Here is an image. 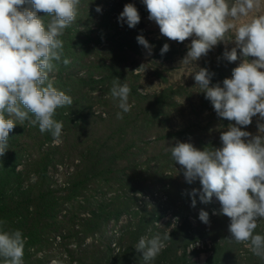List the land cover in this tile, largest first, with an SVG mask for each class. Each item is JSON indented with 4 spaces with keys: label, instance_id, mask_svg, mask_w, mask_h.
<instances>
[{
    "label": "clouds",
    "instance_id": "1",
    "mask_svg": "<svg viewBox=\"0 0 264 264\" xmlns=\"http://www.w3.org/2000/svg\"><path fill=\"white\" fill-rule=\"evenodd\" d=\"M148 19L159 27L162 36L176 42L192 38L181 64H191L206 56L219 43L226 42V34L234 31L235 47L225 50L229 62L243 57L232 70V77L211 85L214 73L199 68L193 79L205 93L217 116L230 122L220 135L222 147L196 148L192 143L177 141L167 150L172 160L181 166L187 183L199 180L202 188L192 189L191 206L196 205V194L202 203L215 196L219 213L228 217L230 240L243 244L253 255L264 261V235L255 233L259 222H264V123H258V134L253 136L242 127L259 116L264 121V15L236 23L259 6L260 0H143ZM80 0H0V157L8 150L9 133L17 125L30 119L43 134L48 132L55 142L62 135L63 122L54 119L56 110L71 106L73 99L54 86L50 74L62 63L63 41L60 37L77 18ZM97 12L101 11L98 6ZM39 13L50 17L45 22ZM120 21L134 28L141 20L134 4H125ZM137 41L150 49L143 35ZM169 50L166 43L161 55ZM252 57L254 59L249 60ZM131 89L115 78L110 95L118 101L122 113L130 112ZM15 117V120L13 119ZM213 214H216L215 212ZM201 222L209 223L208 212H199ZM0 221V264H23L26 238L20 230L6 231ZM169 234L151 238L142 236L135 248L142 253L145 264L166 248ZM52 264H58L53 261Z\"/></svg>",
    "mask_w": 264,
    "mask_h": 264
},
{
    "label": "rangeland",
    "instance_id": "2",
    "mask_svg": "<svg viewBox=\"0 0 264 264\" xmlns=\"http://www.w3.org/2000/svg\"><path fill=\"white\" fill-rule=\"evenodd\" d=\"M233 2L234 0H229L230 4ZM138 13L141 17L139 23L143 25L146 36L154 40V46H151L150 49L139 44L138 55L135 56V61L132 63L135 68H133L132 75L126 77V81L131 87H135L137 94L147 98L133 100L129 97V103L133 104L132 108L135 109L140 120L133 127L131 121L134 117L128 118L130 126L127 129L124 127L120 135L110 134L111 129L116 130L125 123L118 119L111 126L102 123L89 125L92 123L85 119L86 123H82L83 128L73 130L63 128L58 143L53 139L51 143L42 148V153L47 152L50 157L49 163L51 164L47 168L49 184L57 191L58 213L55 220L45 228V222L42 219L38 221L31 214V208H29L31 204L26 201L22 203L19 210L13 212L11 209H7L8 213L0 216V219L5 221L3 230H20L12 227L11 221H13V216L17 219L21 218L22 235L29 234V231L32 230L33 234H37L36 240L39 241L24 249V257L27 258L29 264H52L54 260L58 261V264H68L71 258L68 251H72L78 242L83 245L90 241V237L87 236L90 234L79 228V219L87 217L89 210H95L100 205L110 207L111 201L115 207L117 205L121 207V204L128 203V197L133 194L137 198L136 206L128 209V213L133 214V212L143 210V214L148 220H152L154 227L166 232L182 222L185 217L186 203L190 204L193 210L186 216L189 230H199L205 233L202 237L194 238L185 248L187 254L197 251V254L191 258L194 264H204L205 260L213 253L215 245H226V257L236 258L240 264H264L260 258L259 260L253 259L252 262L249 261L248 253L250 251L243 244H237L230 240L231 233L228 231L230 220L225 221L224 225L222 224L223 227L220 226L221 229L214 228V218L220 210L219 201L215 196L212 197L210 204H203L200 201V204L195 207L191 206L192 196L190 193L192 189L199 190L202 186L199 180L191 184L186 182L183 169L174 161L171 162V154L167 150L177 141L192 143L201 150L205 147H222L220 135L227 130L230 123L234 122L217 116L211 102L205 98V93L196 86L193 74L199 68H207L209 72L214 73L210 86L217 83L222 86L225 78L232 77V70L239 66L243 59L240 57L239 49L237 50L238 59L235 62H229L223 56L226 49L230 51L235 47V43L231 41L234 39V31L230 30L226 34L227 43H219L206 56L194 63L181 64L192 38L182 43L169 40L161 35L155 22L148 19V12L138 11ZM256 15H264V0H260L259 6L254 8L248 17H242L236 23L250 20ZM158 41L167 42L170 46L163 55H161V50L157 49ZM149 45L151 44L149 43ZM170 50L172 53L169 54ZM127 56L128 54L125 53L126 62H129ZM248 59L254 58L249 57ZM84 89L74 86L70 95L76 98L81 97L79 103L85 104L87 108H90V111L97 114L110 109L119 110L118 101L111 95L98 91L87 92ZM162 92L164 93L163 97H159V99H163L161 104L151 105L154 101L148 100V98ZM71 111L73 113L74 110ZM13 119L15 120V117ZM30 119L29 116V119L23 122L16 120L17 125L9 133L8 150L3 157H0V161L9 157L14 151L18 153L25 151V155L28 153V145L38 137L34 130L27 131ZM258 123H264V121H261L257 115L252 118V123L242 127V130L255 136L258 134ZM178 131H182L181 136L167 137V134ZM139 136L145 140H151L154 146L140 145L135 148L136 151L121 154V150L129 143V139ZM98 150L102 152L96 159L98 167L94 175H98V173L100 175L86 180L83 171L80 170L82 168L80 160L84 159L88 152L90 158L94 159ZM120 156L121 158H118ZM33 158L37 160L36 152H33ZM26 159V156H23L21 163L24 164ZM103 166H105L104 173H101ZM34 167L36 168V164ZM17 170L22 174L19 179V184L22 187L32 183L33 175L30 167L24 169L23 165H20ZM158 175L163 178L162 184L157 181ZM67 181L71 189L69 191L75 197L72 205L59 198L60 195H66L61 188L68 186ZM171 181L176 182L172 188L169 184ZM182 188H186V190H182ZM181 190L183 193L187 191L188 200L180 199L178 193ZM34 191L36 192L37 189ZM2 194L4 193L0 191V196ZM173 197L179 199L174 200ZM196 197L199 198V192ZM66 208L70 210L64 215ZM201 210L208 212V224L199 219ZM214 212L216 214H213ZM129 215L131 217V214ZM129 215L125 213L118 221H110L101 229L100 234L110 237L112 243H115V239L112 237L116 236L119 228L128 221ZM134 218L137 219V217ZM257 229H264V222H259ZM47 237L49 238L48 243H42L41 240Z\"/></svg>",
    "mask_w": 264,
    "mask_h": 264
},
{
    "label": "trees",
    "instance_id": "3",
    "mask_svg": "<svg viewBox=\"0 0 264 264\" xmlns=\"http://www.w3.org/2000/svg\"><path fill=\"white\" fill-rule=\"evenodd\" d=\"M128 3L134 4L139 12H148L143 0H80L76 21L60 37L63 41L64 49L62 59L67 58L70 60V63L65 66L61 61L57 65V70L50 74V77H54L55 87H59V90L64 91L68 95L72 93L74 86L79 89L85 88L84 90L87 92L98 91L110 95V89L115 78H119L121 84L127 83L129 85L126 77L132 75L133 68H135L132 63L135 61V56L138 55L137 49L140 47L137 36L143 35L151 46H154V40L146 36V31L140 23L134 28H129L126 22L118 19L125 4ZM98 6L101 8L100 12L96 11ZM39 15L45 16V22L50 20V17H47L45 13H39ZM166 43L158 41L156 43L157 49L161 50ZM125 53L128 54L129 62H126ZM170 53H172L171 50L169 51ZM129 87L131 89L129 97L133 100L147 99L140 97L135 87H131V85ZM163 94L162 92L159 95L149 97L148 100L154 101L151 105H160L163 99H159V97H163ZM154 96H156L155 99ZM71 97L73 104L58 108L54 116V119L63 122L64 129L70 128V130H73L81 128L83 126L82 123H86L85 119L90 120L92 124L89 125L102 123L106 126H111L114 122H117V113L121 112L120 109L117 111L110 109L95 114L85 104L79 103L81 97ZM72 109L74 110L73 113ZM122 115L123 118L118 120L125 123L121 124L116 130L111 129V135H120L124 127L127 129L130 126V121H127L128 118L134 117L131 121L133 127L140 120L139 115H137L133 108H131L130 112L122 113ZM29 116L31 119H34L32 114H29ZM33 130L37 132L38 137L28 145L29 151L26 155L25 151L23 153L14 151L9 157H5V159L0 161V191L4 193L0 196V216L8 213L7 209H11L13 212L19 210L23 202L29 201L31 204V207H29L31 208V214L38 221L42 219L46 224V228L53 223L58 213L57 191L50 186L47 175L48 165L51 164L49 163L50 157L47 152L42 153L44 145L47 146V144L51 143L53 137L48 132L42 134L39 131L38 125L32 126L29 124L27 131L32 132ZM18 131L20 130L18 129ZM181 134L182 131H178L167 134V137H177L181 136ZM181 138L183 139V137ZM140 145L154 146L151 140H145L139 136L129 139V143L121 150V154L136 151L135 148L140 147ZM33 152L37 153V160H34ZM101 152L98 150L94 155V159L90 158L88 152L86 153L87 156L80 160L82 165L80 170L83 171L86 180L100 175V173L94 175V172L98 167L96 159ZM23 156L27 158L24 164L21 163ZM118 158H121V156ZM35 164L36 168L34 167ZM20 165H23L24 169L30 167L33 175L32 183L26 187H22L19 184L22 174L17 170V167ZM104 168L105 166L102 167L101 173H104ZM162 180L163 178L158 175L157 181L159 184H162ZM175 183L173 181L169 183L171 188L175 186ZM71 184L72 182L70 181ZM69 187L68 184V186L66 185L61 188L66 195H60L59 198L72 205L75 197L69 191L71 190ZM34 189H37V191L35 192ZM182 190H186V188H182ZM182 190L178 195L180 199L186 201L188 200L187 191L183 193ZM173 199L178 200L179 198L173 197ZM195 199L196 205L200 204V199L198 197H195ZM136 202L137 198L132 194L128 197V203L121 204V207L119 205L115 207L113 201H111L110 207L100 205L95 210H89L87 217L79 219V228L90 234L87 235L90 237V241L83 245L78 242L72 251H68L69 256H71L68 264H145L142 259V253L138 252L135 246L142 236L151 238L157 234L161 236L169 234L171 239L166 241V248L150 264H194L191 258L197 254V251L187 254L185 248L194 238L202 237L205 233L199 230V232L189 230L186 216L192 213L193 209L190 207V204L185 202V217L182 219V222L178 226H174L169 232H166L154 227V223H152V220L147 219L143 214V210H138L136 213L133 212V214L128 213V209L136 206ZM69 210L68 208L64 209V215ZM125 213L131 214V217L129 215L128 221L119 228L116 236L112 237L115 239V243H112L110 237L101 235L100 231L110 221H118ZM134 217H137V219ZM12 220V227L20 229L22 233L21 218L17 219V217L13 216ZM228 220V217L218 213L214 218V228L221 229L220 226L223 227L224 222ZM0 221H3V228L5 221L3 219H0ZM255 233L264 235V229H256ZM23 237L26 238L24 249L31 246V244L39 242L36 240L37 234H33L32 230ZM48 240L49 238L47 237L41 241L46 244ZM213 250V253L205 260L204 264H240L236 258L231 259L226 257V245H215ZM248 255L250 257L248 260L251 262L253 259L259 260L251 252ZM26 259L23 255V264H29Z\"/></svg>",
    "mask_w": 264,
    "mask_h": 264
}]
</instances>
